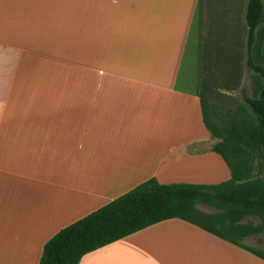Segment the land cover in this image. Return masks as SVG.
Segmentation results:
<instances>
[{"label": "crops", "instance_id": "crops-1", "mask_svg": "<svg viewBox=\"0 0 264 264\" xmlns=\"http://www.w3.org/2000/svg\"><path fill=\"white\" fill-rule=\"evenodd\" d=\"M198 6L0 0V264H38L44 243L61 228L149 178H230L195 85L181 78ZM260 51L264 57V34ZM77 264L264 259L168 218L83 254Z\"/></svg>", "mask_w": 264, "mask_h": 264}, {"label": "trees", "instance_id": "trees-1", "mask_svg": "<svg viewBox=\"0 0 264 264\" xmlns=\"http://www.w3.org/2000/svg\"><path fill=\"white\" fill-rule=\"evenodd\" d=\"M243 20L251 95L242 88L241 101L216 112L207 98L208 86L203 82L195 88L204 124L218 139L213 150L229 167L230 178L212 184H164L149 178L61 228L44 243L38 264H77L83 254L168 218L188 221L264 259L263 252L243 242L264 232V0H247ZM213 42L210 55L220 48V38ZM246 218L257 223L243 222Z\"/></svg>", "mask_w": 264, "mask_h": 264}, {"label": "rangeland", "instance_id": "rangeland-1", "mask_svg": "<svg viewBox=\"0 0 264 264\" xmlns=\"http://www.w3.org/2000/svg\"><path fill=\"white\" fill-rule=\"evenodd\" d=\"M246 1L202 0L189 34L181 78L189 76L195 88L204 82L209 88L207 98L216 112L241 101L242 88L249 95L253 90V72L246 64V27L243 20ZM219 38L218 54L213 51L210 55L209 42H216ZM198 207L204 211L212 210L203 204H198ZM247 221L257 223V219L243 220ZM244 240L245 244L264 253V232L247 236Z\"/></svg>", "mask_w": 264, "mask_h": 264}]
</instances>
